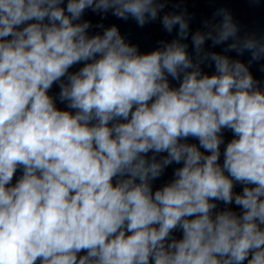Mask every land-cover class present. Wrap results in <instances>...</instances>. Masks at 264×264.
<instances>
[{
    "label": "clouds",
    "instance_id": "9594fccd",
    "mask_svg": "<svg viewBox=\"0 0 264 264\" xmlns=\"http://www.w3.org/2000/svg\"><path fill=\"white\" fill-rule=\"evenodd\" d=\"M168 3L0 0V264H264V35ZM89 10L176 37L142 53Z\"/></svg>",
    "mask_w": 264,
    "mask_h": 264
},
{
    "label": "water",
    "instance_id": "95a60500",
    "mask_svg": "<svg viewBox=\"0 0 264 264\" xmlns=\"http://www.w3.org/2000/svg\"><path fill=\"white\" fill-rule=\"evenodd\" d=\"M181 1L183 0H169L168 6L165 9ZM84 19L90 20L93 25V28L90 29V34H95L97 31H101L100 29H97L95 27V25L99 23H103L105 27H109L112 25L118 26L121 34L137 25L135 21L132 19H129L128 21H123V20L117 19L116 17L112 16L111 13L107 14V16L102 19L100 15L94 14L90 10L85 13Z\"/></svg>",
    "mask_w": 264,
    "mask_h": 264
}]
</instances>
